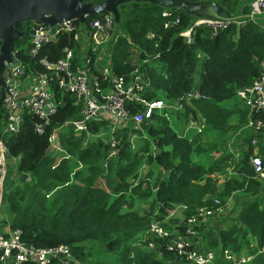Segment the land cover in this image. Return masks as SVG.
Masks as SVG:
<instances>
[{"label":"trees","instance_id":"trees-1","mask_svg":"<svg viewBox=\"0 0 264 264\" xmlns=\"http://www.w3.org/2000/svg\"><path fill=\"white\" fill-rule=\"evenodd\" d=\"M218 1L231 12H237L239 7L245 15L250 12L246 0ZM106 14L112 15L92 14L87 20L103 18ZM120 15V24L113 22V31L118 35L112 41L113 71L129 77L135 70V60L137 63L149 58L142 71L149 73L153 84L145 98L160 99L175 107L156 112L143 121L144 132L122 128L118 133L123 137L122 144L113 159L107 155L109 141L97 139L88 143L91 135L103 129L108 131L109 122H93L88 132L77 133L72 125L66 124L81 117L82 106L76 105L71 94L63 95L56 85L52 90L61 103L44 133L35 129L42 119L27 114L20 132L3 134L6 111L4 106L0 107V138L5 141L9 157L19 159L18 172L31 178L4 196L3 202L8 204L11 213V226L21 230L23 241L36 248L70 246L79 264H190L164 245L160 257L154 256L157 251L151 253L146 249L150 242L164 243L160 237L148 236L151 223L164 221L166 224V216L182 205L186 209L172 215L175 217L171 218L169 230H180L191 238L195 247L202 246L219 255L224 250L241 254L245 248L252 249L255 255L264 247V195L247 200L237 223L222 231L221 239H210L209 246L202 245L197 238L203 232L202 227L208 231L207 236L215 231L212 225L218 224L211 221L213 218L205 222L198 220L190 226L181 224H189L188 220L202 207L215 211L235 200L236 192L264 194V179L259 180L251 161L256 138L261 145L257 154L264 164V129L260 133L244 130L250 107L237 97L240 89L251 86L262 74L264 25L251 20L245 24L233 22L217 33L204 26L188 41L182 33L192 26L195 17L181 8L132 2L120 7ZM34 27L33 23L17 25L27 34L14 48L16 57L30 71L35 63L28 53ZM59 38L44 46L41 56L49 54L54 59L62 56L64 47L72 41L67 34ZM1 44L0 41V48ZM75 47V67H79L78 55L82 51L79 44ZM91 55L94 63L96 55ZM196 89L205 98L186 96ZM145 108L139 103L132 106V113H142ZM233 116L238 117L235 123L230 121ZM263 116L264 112L260 117ZM56 130L61 146L70 155L59 164L50 153V138ZM236 131L241 133L238 143H230L222 154L214 144L215 138H229ZM131 134L139 136L136 149ZM224 146L225 143L220 144L221 150ZM237 147L243 150L233 152ZM235 157L240 160L235 162L232 175L224 184H219L213 174L232 165ZM144 164H155L167 174L160 180L155 194L158 203L163 205L161 211L166 210L163 215L139 213L132 203L126 202L128 192L138 191L132 187L130 178L137 177ZM152 191L149 190L151 194ZM126 205H130L127 210ZM249 234L256 237L254 248ZM48 264L74 263L52 260ZM246 264H264V252Z\"/></svg>","mask_w":264,"mask_h":264},{"label":"built area","instance_id":"built-area-1","mask_svg":"<svg viewBox=\"0 0 264 264\" xmlns=\"http://www.w3.org/2000/svg\"><path fill=\"white\" fill-rule=\"evenodd\" d=\"M243 13V8L241 9ZM250 15H264V0H252L250 3ZM115 17L106 14L103 18H93L85 23L75 20H66L57 26L50 28L35 26L29 41V56L35 63L30 71L28 65L14 55L16 62L9 65L7 71L6 94L3 102L6 111V123L1 128L3 134L20 132L27 114H35L42 119L35 129L39 133L45 132V127L56 115L60 100H57L52 90L56 85L63 95L71 94L75 98L76 105H81V117L67 122L72 125L77 133L88 131L93 122H109V128L113 134L108 151V159L116 158L122 144V137L118 136L122 128L132 127L135 131L144 132L143 121L149 120L156 112H164L168 105L160 99H147L145 95L152 86V77L148 72L142 71L149 58L142 62L134 61L135 70L129 76L117 75L112 69L111 51L107 56V48L118 35L113 31ZM250 21V20H248ZM248 21L236 22L245 24ZM251 21H255L251 19ZM257 22V21H255ZM230 21L214 20L211 18L196 19L192 26L182 33L188 41L193 38V33L200 27H209L215 33L231 25ZM178 24V22L176 23ZM168 26V25H166ZM67 34L72 44H68L62 51V56L57 59L49 54L41 56L44 46L60 40V36ZM82 51L79 67H75L76 45ZM138 49L136 48V51ZM96 60L92 62V55ZM135 55V52H134ZM139 55V53H138ZM159 54L157 55V57ZM262 74L254 83L240 89L237 97L250 107V114L245 129H253L260 133L264 129V61L261 63ZM27 82H30V92H26ZM188 98H205L199 89L189 93ZM143 103L145 110L142 113H132V106ZM181 109V108H177ZM132 124V125H130ZM201 130V128H200ZM137 135V134H136ZM51 147L57 146L55 133L50 138ZM258 145V140H253ZM156 148V147H155ZM5 141L0 138V213L5 196L7 174L10 157ZM255 171L264 179V164L262 157L255 153L251 158ZM30 180V177L26 178ZM219 203V201H216ZM219 206L217 210H221ZM193 218L188 220L192 224L198 220L208 221L213 218V210L200 208ZM7 231H0V263L23 264L33 262L35 264H48L52 260H62L65 263L79 264L74 256L73 249L68 245H59L48 248H36L23 241L22 231L13 228L9 223ZM190 226V225H189ZM190 233L194 230L188 229ZM148 235L164 239L162 245L169 251H173L179 257L190 264H227L240 262V258L228 250L220 255L212 250H204L202 246L195 247L193 241L185 234L175 230L173 233L165 231L158 223H152L147 230ZM196 236H193L195 239ZM156 243V242H154Z\"/></svg>","mask_w":264,"mask_h":264},{"label":"water","instance_id":"water-1","mask_svg":"<svg viewBox=\"0 0 264 264\" xmlns=\"http://www.w3.org/2000/svg\"><path fill=\"white\" fill-rule=\"evenodd\" d=\"M151 3L166 8H181L196 19L211 18L230 22H244L254 19L262 22L264 16L243 14L240 10L231 12L218 0H0V107L6 94L7 71L16 62L15 44L26 36L27 31L17 28L18 24L33 23L37 27L53 28L66 20L85 23L92 14L111 13L117 24L121 22L120 7L127 3Z\"/></svg>","mask_w":264,"mask_h":264},{"label":"rangeland","instance_id":"rangeland-1","mask_svg":"<svg viewBox=\"0 0 264 264\" xmlns=\"http://www.w3.org/2000/svg\"><path fill=\"white\" fill-rule=\"evenodd\" d=\"M262 21L264 23V19ZM258 23H261V22H258ZM263 23H261V24H263ZM112 41H111V44L107 48V56L109 55L108 53L113 48ZM237 118L235 116H233L230 119L231 123H235ZM233 126H237V125L234 124ZM237 131H236V133L231 134L229 138L225 137V136H217L215 138L214 144L217 145V149L222 154L224 152H226V151H224V149H225V147L228 148V145L230 143H232V144L238 143L237 141L239 140L241 133L237 132ZM110 137H111L110 132L103 129V131H101V133H99L97 135H91L88 138V143H92L93 141H96L97 139H102L105 143H106V141L108 143ZM132 140H133L134 148L136 149L138 147V143H139L138 142L139 136L138 135L134 136L132 138ZM221 143H225V145H226V146L222 147V150L220 147ZM51 148H53L52 151L56 150V149H54V147H51ZM257 152H259V151H256V153ZM53 154L55 155L54 158L56 159V164H58L61 161L62 157H64V156L70 157V155L65 151L58 153L56 150V152H54ZM107 155H108V153H107ZM196 158L200 159L201 157L196 156ZM10 160L8 161L9 165H10V170H8V174H7L5 194L8 193L11 189H13V187L22 184V182H18V180L16 179V177L14 175L17 172V171H15V166L17 164V160L15 158H10ZM78 168L81 169L82 166H79ZM224 171L226 173V168ZM150 172H151V174H150ZM219 175H221V173L218 171V172L213 174V177L216 178ZM166 176H167V174L163 173V171L158 166H156L155 164H152V165L144 164L141 167V169L139 170L138 176L130 178V183L132 184V187H137L138 191L136 192V191L131 190L130 192H128L126 202L132 203L133 208L135 210H137L139 213L148 212V213H153L155 215H163L166 210L164 209L163 212L161 211L163 205H160L158 203V199L155 197V194L157 193L156 189L158 188V184H159L160 180L165 178ZM259 180H261V179H259ZM149 190H153L152 194L149 192ZM237 195H240V196H237ZM237 195L235 196V200L230 201V204L228 205L225 213L222 216L219 217V216H217V214L222 213L225 209H221V210L216 209L214 211L213 216L214 217L217 216V217H215V218L213 217V220H211V221H213L214 224L217 223L218 225L217 226L212 225L214 227L215 231L212 232L210 236L209 235L207 236L208 231L205 232L206 229L204 227H202L203 232L200 233L201 236L199 238H197L200 241L199 243H201L202 245L209 246L210 239H215V238L221 239L222 231L229 229L231 225H235L237 223V218L240 215V212L243 208L244 203L247 200H252V199L259 197L261 195H264V194L254 195L253 191L249 192V193L241 191ZM241 195H243V196H241ZM128 208H130V205L124 206L125 210H127ZM185 209L186 208L184 206L179 205L174 210H172L173 212L171 214L172 215L174 213L180 214ZM172 215L166 216V219H167L166 224L164 221L158 222L160 224L166 225L165 231H169L167 227L171 226V222H170L171 218L173 219L175 217ZM0 219H1L0 220V231H2V232L7 231L6 227L8 226V223L11 222V214L9 212L8 204L6 202L5 203L3 202V204H2ZM190 224L182 223L181 225H190ZM178 231H179V233H181L180 230H178ZM204 235H205V237H204ZM148 236L152 237V235H148ZM194 236H197V234H195ZM248 239L250 240L251 238H249V236H248ZM255 240H256V238H255ZM252 241H254V239ZM251 245H252L251 248L256 247V242L252 243ZM161 247H162V244H160V243L150 242L149 246H146V249L151 251V253L154 251H157L158 254H155L154 256L158 257V255H159V257H160V253L162 252V251H160ZM243 251H244V253L237 254L240 258V262H238V264L248 263L249 262L247 260L248 254H252V252H253L252 249H248V248H245Z\"/></svg>","mask_w":264,"mask_h":264},{"label":"crops","instance_id":"crops-1","mask_svg":"<svg viewBox=\"0 0 264 264\" xmlns=\"http://www.w3.org/2000/svg\"><path fill=\"white\" fill-rule=\"evenodd\" d=\"M247 1V4H248V6L250 7V3H251V1L252 0H246ZM261 16H264V15H261ZM261 23H263V21L261 22ZM264 24V23H263ZM29 86H30V82H27V86H26V92L27 93H29L30 92V88H29ZM239 99V98H238ZM242 101V100H241ZM5 123H6V118H5ZM130 129H131V127H129ZM90 129V128H89ZM126 129V128H125ZM133 129V128H132ZM122 130H124V129H120L119 130V133L122 131ZM134 130V129H133ZM89 131V130H88ZM87 131V132H88ZM103 131V130H102ZM109 132H110V135H111V137L109 138V141L112 139V137H113V134H115V133H112V131H111V129L109 128V130H108ZM135 131V130H134ZM86 132V131H85ZM136 132H138V131H136ZM55 134H56V136H57V146L56 147H54V149H56L57 150V152L58 153H60V152H64L65 150H64V148L61 146V144H60V136H59V132H58V130H56L55 132H54ZM101 133V132H100ZM8 134H10V133H8ZM139 134V133H138ZM134 136H136L135 134H131V139L134 137ZM123 138V137H122ZM132 141V144H133V140H131ZM133 147H134V144H133ZM232 147V146H231ZM260 147H261V145H254V149H253V151H255V153H256V151H260ZM52 149L53 148H51L50 149V152L52 153V155H53V157H55V155L53 154L54 152H56V150L55 151H52ZM135 149V148H134ZM239 150H243V149H241V148H236V149H234V151L233 152H235V151H239ZM245 150H248V148L247 149H245ZM66 152V151H65ZM258 153V152H257ZM65 157H68V156H64V157H62V159L61 160H63ZM16 160H17V164H16V166H15V171H17L18 172V165H19V159L18 158H15ZM56 160V159H55ZM239 160H240V157H235L234 158V161L232 162V165H230L229 167H226V173H225V171H219L220 173H221V175H219V176H217L215 179H217L218 180V183L219 184H224L226 181H227V179L229 178V176L230 175H232V171H233V169H234V164H235V162H239ZM11 161V160H10ZM59 162V161H58ZM60 163V162H59ZM58 163V164H59ZM8 170H10V165H9V168H8ZM14 171V172H15ZM16 172V174H14L15 175V177H16V179L18 180V182H25V179H26V177H24V176H22L19 172L17 173ZM13 175V176H14ZM31 179V178H30ZM14 188V187H13ZM233 193H235V192H233ZM240 192H236V195L237 194H239ZM4 201V200H3ZM232 201V200H231ZM246 203V202H245ZM245 203H244V205H243V207L245 206ZM230 204V201H228V202H226V204L223 206V208L222 209H225L222 213H219V214H217V216H222L224 213H225V211H226V208L228 207V205ZM183 213V212H182ZM11 214V213H10ZM181 214V213H180ZM1 220V219H0ZM152 223H158L157 221H155V222H152ZM151 223V224H152ZM10 225H11V222L9 223ZM159 225H161L160 223H158ZM162 226V225H161ZM8 227H9V225L6 227V230L8 229ZM164 229L166 228V226H162ZM168 228V227H167ZM168 230H169V228H168ZM176 229L175 228H173L172 230H169L170 231V233H173L174 231H175ZM181 234H184V233H182L181 232ZM249 238H251L250 240L252 241L253 239H254V241H252V243H255L256 242V240H255V238L256 237H254L252 234H249ZM256 246H257V242H256ZM262 252H264V247H262V248H260L259 249V251H258V253H262ZM258 253H256V254H258ZM255 254V255H256ZM237 255V254H236ZM255 255H253V254H248V257H247V260L248 261H251V260H253L254 258H255ZM238 256V255H237ZM239 257V256H238ZM231 263H233V262H231ZM234 264H236V263H234Z\"/></svg>","mask_w":264,"mask_h":264}]
</instances>
